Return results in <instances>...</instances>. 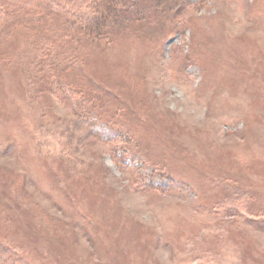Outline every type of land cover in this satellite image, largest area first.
I'll list each match as a JSON object with an SVG mask.
<instances>
[{"label":"rangeland","instance_id":"rangeland-1","mask_svg":"<svg viewBox=\"0 0 264 264\" xmlns=\"http://www.w3.org/2000/svg\"><path fill=\"white\" fill-rule=\"evenodd\" d=\"M78 1L0 0V264H264V0Z\"/></svg>","mask_w":264,"mask_h":264},{"label":"trees","instance_id":"trees-1","mask_svg":"<svg viewBox=\"0 0 264 264\" xmlns=\"http://www.w3.org/2000/svg\"><path fill=\"white\" fill-rule=\"evenodd\" d=\"M147 0H79L77 5L90 7L93 12L82 13L81 19L85 25L90 26L92 32H101L103 29L112 27H120L126 20L127 16L134 17ZM69 5L76 3V0H66ZM163 0H158L157 4H161ZM181 0H170L167 4L171 6H182ZM89 4V5H88ZM142 7V8H141ZM125 19V20H124ZM126 22V21H125ZM146 169V167H145Z\"/></svg>","mask_w":264,"mask_h":264}]
</instances>
